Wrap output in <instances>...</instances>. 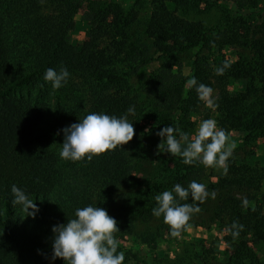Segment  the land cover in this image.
<instances>
[{
    "label": "trees",
    "instance_id": "1",
    "mask_svg": "<svg viewBox=\"0 0 264 264\" xmlns=\"http://www.w3.org/2000/svg\"><path fill=\"white\" fill-rule=\"evenodd\" d=\"M40 1L20 0L19 6L14 8L15 3L0 0V264H64L61 259L54 262L51 259L52 227L66 223L67 218H74L76 208L89 204L104 208L101 202L95 203L88 197L77 181L68 180L62 175L55 152L40 143L39 135L46 117L41 103H34L27 97H19L11 93L10 88L44 86L46 82L43 75L50 67L56 70L62 66L66 67L70 77L95 76L98 86L92 87V99L88 107L82 106L79 96L75 94L73 100L76 107L57 106V112L51 113L50 118L53 119L48 122L50 132H59L60 136H63V128L78 123V119L89 112H103L117 117L127 114L129 107H134L136 112L137 97L124 84L127 81L119 74V64L138 66L147 60L152 61L154 57L151 48L157 51L156 54L159 52L160 56H173L176 50L195 46L193 34L201 31L198 30V25L183 21H174L166 27L163 23L153 20L148 23L144 34H162L163 30L167 33V36L161 35L164 38L155 44L154 41L143 37L146 35H138L133 33V29L126 28L133 21L103 8L98 1H94L81 14L87 38L80 44H75L71 42V35L77 30L75 17L80 13L81 4L73 3V0H61L57 10L44 14ZM203 1L205 0H175L173 3L177 9L186 13H201ZM259 10L264 11V6ZM5 14L7 16H4ZM111 15L113 19L109 20ZM8 20L12 21L11 24L7 23ZM11 26L17 31L13 38L7 31ZM261 26L264 28V20ZM202 35L205 38L206 33L203 32ZM206 40H202L203 44ZM200 54L202 55L197 54L190 71V77L196 78L197 85L211 87L208 72L217 80L236 79L246 83L241 92L229 93L224 89L218 103L217 126L225 132L243 130L248 134L247 137L258 133L264 136V84L255 86L248 85L250 83L247 82L260 67L214 60L211 62L216 68L214 71L211 70V64L203 61L204 56ZM260 54L263 60L257 66L264 67V48H261ZM222 67L223 74H218L217 70ZM171 78L173 77L168 74L155 78L151 94H154L156 100L157 108L155 107L152 117L156 125L148 134L159 137L157 133L171 125L191 138V114L203 101L198 99L195 86L183 90L184 80L180 75H175L173 80ZM121 84L126 86L125 91H110L111 86L118 87ZM146 106H151V109V101ZM131 115L134 114H129L128 118ZM163 158L158 155L152 163ZM79 162L87 169L89 178L104 184L112 195L119 191L120 199L121 194L133 193L140 201V207L143 202H147V190H140L142 181L139 182L135 175L140 173L139 167L142 163L130 149H115L93 157L91 161L85 159ZM195 164L196 161L186 165L181 156L177 157L176 173L170 177L173 186L179 183L186 188ZM228 164V170L237 175L244 174V167L239 169L231 161ZM238 182L241 184L242 181ZM13 184L24 189L32 202L37 204L39 211L35 219L27 218L26 212L11 204L10 187ZM222 187L218 190L220 198L234 204L236 221L243 226L239 228L243 239L231 245L233 252L223 264H264V247L260 254L252 246L264 244V221L258 223L251 239L247 238V233L252 231L247 223L250 215L256 219V213L249 211L246 202L235 195H224V191H231L228 181H223ZM142 195L144 200L141 199ZM176 199L182 204L183 199ZM189 202L191 204L190 199L187 203ZM107 207L110 208L109 205ZM141 210L138 209L137 212L143 214ZM249 212L251 214L248 215ZM116 221L120 230L114 233L116 239L119 234L132 232L135 228L133 225L125 230L123 220L119 218ZM139 238L144 243L150 240L142 236ZM118 252H123L119 244ZM123 253V264H149L139 252L128 250Z\"/></svg>",
    "mask_w": 264,
    "mask_h": 264
},
{
    "label": "rangeland",
    "instance_id": "2",
    "mask_svg": "<svg viewBox=\"0 0 264 264\" xmlns=\"http://www.w3.org/2000/svg\"><path fill=\"white\" fill-rule=\"evenodd\" d=\"M2 1L15 3L13 4L14 8L20 4V0ZM53 1L55 2L52 3ZM60 1L41 0L42 12L50 14L57 10L60 7ZM94 1H98L103 8L133 21L126 28L133 29L135 31L133 33L138 35H146L143 37L154 41L155 44L164 38L161 35L167 36V33L163 30L162 34L157 32L155 35L144 34L148 29V23L153 20L163 23V26L166 27L174 21H183L198 25V30L201 29L197 34H193L195 35L193 38L195 46L176 50L173 56H160L159 52L156 54L157 51L151 48V54L154 57L152 61L147 60L138 66L119 64V74L127 81L124 84L133 91L138 104V110L128 118L133 123L135 135L133 140L124 145L122 149H130L132 153L137 154L139 162L142 163L139 167L140 173H135V175L139 182L142 181L140 190L143 192L147 190V202H143L140 207V201L133 193L121 194L119 199V191L112 195L104 184L92 181L81 162L63 160L59 156L64 137L60 136L59 132H57L59 135L56 132H50L51 128H49L48 122L53 119L50 116L52 117V114L57 112V106L73 107L75 105L73 95L75 94L79 96L81 105L88 107L92 99V87L98 86L95 76L74 75L68 79L67 84L56 90L46 82L42 87L10 88V91L19 97H27L34 103H41L40 106L44 109L46 117L39 141L55 152L62 175L68 180L77 181L85 190L86 195L91 197L95 203L101 202L105 209L109 205L110 208L107 207L108 214L115 217V220L121 218L126 225L125 230L134 225L135 228L132 232H125L117 236L119 247L123 252L128 250L139 252L149 264H223L233 252L231 245L242 240L243 237L239 230L240 224L234 215L236 209L234 204L227 200L223 201L218 190L223 188V181H228L231 191H224V195L228 193L235 195L238 199L246 202L249 211L252 210L256 213V219L250 215L247 223L248 227L252 228V231L247 233V238L251 239L258 223L264 221V136L258 133L247 137L248 134L243 130L226 131V145H235L232 154L226 160V173L221 167H205L196 161L193 172H191L193 174L187 181V185L193 180L202 183L209 195L204 198L203 202L193 201L191 196L183 199L182 204L187 203L190 199L191 204L198 206L200 211L191 214L189 221L181 229L179 238L172 237L169 226L163 222V216L155 217L152 209L156 207L155 197L158 194L172 190L173 182L170 177L176 173L175 167L179 155L158 154L157 145L161 142L160 137L148 134L150 129L156 125L152 117L157 107L154 94H151V88L158 75L168 74L173 77L171 80L175 75H180L184 80L183 90H188L185 85L187 80L191 79L190 71L198 53H202L200 55L204 56L203 61L211 66V62L214 60H225L230 63L240 62L243 65L260 67L253 76L249 77L247 82L250 83L248 85L254 84L255 86L264 84V67L257 66L263 60L260 50L264 48V28L261 26L264 20V11L259 9L264 6V0H205L201 2V13L181 11L175 7L173 3L175 0H73V3L81 4L82 10L80 9V13L75 17L77 30L71 35V42L80 44L86 40L87 30L81 21V14ZM112 19L111 15L109 20ZM11 22L8 20L7 23L11 24ZM7 31L12 38L17 33L13 26L9 27ZM203 32L206 33L205 38L202 35ZM203 39H207L204 44ZM27 44L29 45V42ZM212 69L216 71L214 65ZM207 74L212 89L210 99L213 103L209 107L203 101L191 114L192 135L203 120L213 119L217 123L218 103L224 89L229 93H237L246 87L244 81L217 80L210 72ZM124 84L118 87L111 86L110 91H125ZM150 101L151 109V106H146ZM144 107L146 108L144 109ZM158 155H162L163 160L152 163ZM229 161L239 169L244 167V174L241 176L228 170ZM240 180L242 182L238 184ZM212 192L216 193L215 198L212 197ZM236 192L240 194L238 195ZM173 195L175 196L174 193ZM131 198L133 199L131 200ZM141 199L144 200V195ZM138 209H142L143 214L138 213ZM244 212L246 211L244 210ZM234 223L237 225L236 228L232 227ZM233 232L239 234L234 236ZM139 236L147 237L150 240L148 243H144ZM252 246L261 254L264 244L259 243Z\"/></svg>",
    "mask_w": 264,
    "mask_h": 264
},
{
    "label": "clouds",
    "instance_id": "3",
    "mask_svg": "<svg viewBox=\"0 0 264 264\" xmlns=\"http://www.w3.org/2000/svg\"><path fill=\"white\" fill-rule=\"evenodd\" d=\"M227 67V65H225ZM224 68L217 70L223 74ZM70 73L66 67L59 70L48 68L45 70L43 80L51 84L52 89H60L67 84ZM186 87L195 86L198 99L204 101L206 106H212L210 94L212 89L204 84L197 85L195 77L187 80ZM134 107L127 109V114L119 117L103 112H89L78 123L63 128V144L59 156L63 160L91 161L133 140L135 130L128 115L134 114ZM147 131V130H146ZM59 135V133H57ZM157 135L161 142L157 145L159 153L179 155L182 162L191 165L194 161L202 163L205 167H221L227 172L226 160L232 154L234 144H227V136L223 129L217 127L213 119L200 122L195 133L189 137L181 133L178 128L167 126L162 128ZM12 194L11 204L19 206L21 211L27 213V218L35 219L39 209L33 203L29 194L22 188L13 184L10 187ZM175 193V196L173 195ZM191 196L193 201L203 202L209 195L205 185L193 180L183 187L177 183L171 191H163L155 197L157 206L152 209L155 217L163 216V222L169 226L170 235L179 238L181 229L187 224L194 212L200 208L194 204H180L179 199ZM215 198L216 193H211ZM233 228L237 225L234 223ZM240 228L243 226L240 225ZM120 231L117 221L111 217L107 210L91 204L76 208L74 218L66 223L52 227V254L51 259H61L64 264H123V252H118V240L114 233ZM233 232V235H238Z\"/></svg>",
    "mask_w": 264,
    "mask_h": 264
}]
</instances>
